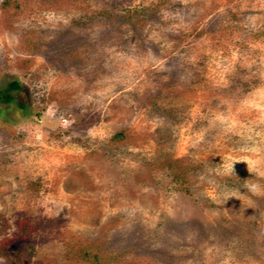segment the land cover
Returning a JSON list of instances; mask_svg holds the SVG:
<instances>
[{
	"label": "rangeland",
	"instance_id": "rangeland-1",
	"mask_svg": "<svg viewBox=\"0 0 264 264\" xmlns=\"http://www.w3.org/2000/svg\"><path fill=\"white\" fill-rule=\"evenodd\" d=\"M14 82L0 264H264V0H2Z\"/></svg>",
	"mask_w": 264,
	"mask_h": 264
},
{
	"label": "trees",
	"instance_id": "trees-1",
	"mask_svg": "<svg viewBox=\"0 0 264 264\" xmlns=\"http://www.w3.org/2000/svg\"><path fill=\"white\" fill-rule=\"evenodd\" d=\"M20 89L21 87L17 82L11 83L6 90L0 91V102L10 104L14 100L11 93Z\"/></svg>",
	"mask_w": 264,
	"mask_h": 264
},
{
	"label": "built area",
	"instance_id": "built-area-1",
	"mask_svg": "<svg viewBox=\"0 0 264 264\" xmlns=\"http://www.w3.org/2000/svg\"><path fill=\"white\" fill-rule=\"evenodd\" d=\"M1 2H2V0H1ZM1 2H0V3H1Z\"/></svg>",
	"mask_w": 264,
	"mask_h": 264
}]
</instances>
